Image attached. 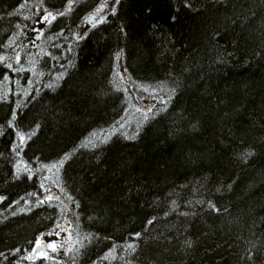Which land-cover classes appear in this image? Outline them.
Segmentation results:
<instances>
[{
    "label": "trees",
    "instance_id": "obj_1",
    "mask_svg": "<svg viewBox=\"0 0 264 264\" xmlns=\"http://www.w3.org/2000/svg\"><path fill=\"white\" fill-rule=\"evenodd\" d=\"M100 1L0 0V264H264V0Z\"/></svg>",
    "mask_w": 264,
    "mask_h": 264
},
{
    "label": "rangeland",
    "instance_id": "obj_2",
    "mask_svg": "<svg viewBox=\"0 0 264 264\" xmlns=\"http://www.w3.org/2000/svg\"><path fill=\"white\" fill-rule=\"evenodd\" d=\"M116 1L117 0H101L97 6L88 13L85 19V24L90 26L103 19L106 13L113 9ZM148 102L149 101L146 97H142L136 102L135 108L137 107V111L142 112V109L147 105ZM124 127L125 126L121 125L122 129H124ZM103 135L106 136V134ZM54 171L55 170L53 169V166L48 168V171L43 178V184L45 185L48 192L47 197L53 199H57L58 197L61 199V193L58 190L57 184L55 183ZM67 221L68 219L65 218L60 222L59 225H57L55 231L48 233L37 240V244L43 242L46 245V251H40L37 256H46V254L50 252V255H52L56 260H62L66 264H70L73 252L77 247V242L69 226L64 227L62 225L64 224L63 222Z\"/></svg>",
    "mask_w": 264,
    "mask_h": 264
},
{
    "label": "water",
    "instance_id": "obj_3",
    "mask_svg": "<svg viewBox=\"0 0 264 264\" xmlns=\"http://www.w3.org/2000/svg\"><path fill=\"white\" fill-rule=\"evenodd\" d=\"M62 225H63L64 227L66 226L65 223L62 224ZM39 247H40L43 251H46V245H45L43 242H41L38 246H35L34 251H33V252L31 253V255L29 256V259L35 257V254L38 252Z\"/></svg>",
    "mask_w": 264,
    "mask_h": 264
},
{
    "label": "bare ground",
    "instance_id": "obj_4",
    "mask_svg": "<svg viewBox=\"0 0 264 264\" xmlns=\"http://www.w3.org/2000/svg\"><path fill=\"white\" fill-rule=\"evenodd\" d=\"M114 8V7H113ZM35 246H37V243L33 246V248H32V250H31V252H30V254H29V256L31 255V253L34 251V248H35ZM37 253L35 254V257H37ZM38 257H41V256H38Z\"/></svg>",
    "mask_w": 264,
    "mask_h": 264
},
{
    "label": "flooded vegetation",
    "instance_id": "obj_5",
    "mask_svg": "<svg viewBox=\"0 0 264 264\" xmlns=\"http://www.w3.org/2000/svg\"><path fill=\"white\" fill-rule=\"evenodd\" d=\"M40 251H42V249L39 247V250H38L37 254H38ZM42 252H43V251H42Z\"/></svg>",
    "mask_w": 264,
    "mask_h": 264
}]
</instances>
